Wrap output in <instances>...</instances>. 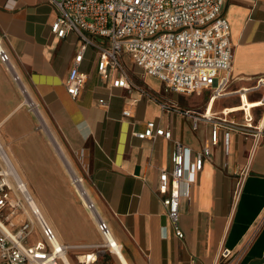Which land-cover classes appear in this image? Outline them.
I'll use <instances>...</instances> for the list:
<instances>
[{
  "label": "crops",
  "instance_id": "obj_1",
  "mask_svg": "<svg viewBox=\"0 0 264 264\" xmlns=\"http://www.w3.org/2000/svg\"><path fill=\"white\" fill-rule=\"evenodd\" d=\"M222 14L233 47L224 97L212 99L206 90L191 95L165 92L160 80L143 74L126 54L120 60L139 89H113V74L101 78L98 55L87 48L79 68L86 81L73 99L65 82L80 50L78 36L70 32L57 38L51 33L57 12L48 0H0L2 42L120 245L118 256L105 253L94 264H264V134L256 140L220 128L218 144L210 148L189 196L180 200L183 238L175 236L157 192L160 172L171 169L175 143L188 148L191 156L209 145L215 122L199 119L194 130L190 116L221 118L222 111L235 109L223 119L240 125L244 120L239 110L259 99V92L247 94L241 108L235 91L264 76V0H228ZM17 96L0 66L2 135L43 215L63 244L100 243L62 162L46 138L32 132L34 119L17 109ZM251 113L253 124L264 130V108ZM148 122L170 132V139H137L133 133L142 132ZM224 250L229 251L227 258L221 256ZM93 252L69 251L66 260L83 264Z\"/></svg>",
  "mask_w": 264,
  "mask_h": 264
},
{
  "label": "built area",
  "instance_id": "obj_2",
  "mask_svg": "<svg viewBox=\"0 0 264 264\" xmlns=\"http://www.w3.org/2000/svg\"><path fill=\"white\" fill-rule=\"evenodd\" d=\"M228 0H48L57 12L50 29L57 38L73 32L81 42L65 82V89L77 98L86 81L80 72L83 52L92 48L98 55L97 72L101 78L112 73L110 87L139 89L132 83L120 60L124 52L143 74L156 77L165 92L191 95L210 91L211 98L224 97L232 69L233 47L230 30L222 11ZM0 66L20 97V106L34 119V129L53 148L62 162L68 183L75 196L95 223L100 243L66 245L60 242L37 204L27 183L8 158L0 140V264H64L69 251L88 249L85 263L94 264L105 253L119 255L117 243L107 222L99 213L85 178L61 154L52 135V128L42 103L24 80L17 63L0 37ZM141 90V89H140ZM142 94L147 95L143 90ZM259 92V99L242 110L244 123H227L223 118L236 110L221 112V118L204 114L192 117V128L199 119L215 122L209 145L191 156L188 148L175 143L170 156L171 169L161 171L157 192L162 196L166 218L177 238H183L178 227L179 204L187 198L203 163L210 157V148L218 144L219 130L224 128L245 137H258L264 130L253 124L251 110L264 108V76L255 79L248 88L235 91L243 105V96ZM98 103L106 105L105 100ZM252 105H256L252 107ZM129 117L128 112H123ZM139 139L156 137L170 139L168 131L148 122ZM60 142V141H59ZM222 258L229 256L224 250Z\"/></svg>",
  "mask_w": 264,
  "mask_h": 264
},
{
  "label": "rangeland",
  "instance_id": "obj_3",
  "mask_svg": "<svg viewBox=\"0 0 264 264\" xmlns=\"http://www.w3.org/2000/svg\"><path fill=\"white\" fill-rule=\"evenodd\" d=\"M124 54H125V53L122 52V55H124ZM123 62L126 64L127 67L129 66L128 58H127L126 56L123 57ZM130 63L133 65V63H132L131 61H130ZM133 66H134V65H133ZM17 98H18V103H17V106H16L17 109H18V110H22V111H24V112L27 114L28 112L26 111L25 108L19 107L21 101H20V97H19V96H17ZM27 115H28V114H27ZM28 116H29V115H28ZM29 118L31 119L30 116H29ZM31 121H32V120H31ZM32 132L36 133V131H35V129H34V123H33V121H32ZM57 137H58V136H57ZM0 140H1V142H2V144H3V146H4V148H5V151H6V154H7L8 158L10 159V161L12 162V164L14 165V167L16 168V170L18 171V173H19V175L21 176V178L26 182V180L24 179V177L22 176L21 172L19 171V169H18V167H17V165H16V162H15L13 156H12V153H11V150H10V143L7 142L6 140H4V138H3V135H2V125H1V124H0ZM45 144H46V143H45ZM52 151H53V150H52ZM69 158H70V157H69ZM69 160H70V162L72 163L71 159H69ZM41 210H42V209H41ZM70 258H71V260H75L74 256H71V255H70Z\"/></svg>",
  "mask_w": 264,
  "mask_h": 264
},
{
  "label": "bare ground",
  "instance_id": "obj_4",
  "mask_svg": "<svg viewBox=\"0 0 264 264\" xmlns=\"http://www.w3.org/2000/svg\"><path fill=\"white\" fill-rule=\"evenodd\" d=\"M52 135H53L54 140L58 143V146H59V148H60L61 154L64 155V156L67 158V156L65 155V152H64V150H63V148H62V146H61V144H60L58 138L55 136L53 130H52ZM67 159H68V158H67ZM68 160H69V159H68ZM66 259H67V257L64 258V264H71L70 261H69V260H66Z\"/></svg>",
  "mask_w": 264,
  "mask_h": 264
}]
</instances>
